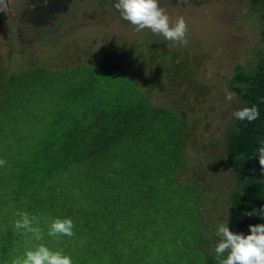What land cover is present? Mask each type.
Wrapping results in <instances>:
<instances>
[{"label": "rangeland", "instance_id": "1", "mask_svg": "<svg viewBox=\"0 0 264 264\" xmlns=\"http://www.w3.org/2000/svg\"><path fill=\"white\" fill-rule=\"evenodd\" d=\"M116 2L48 0L45 4L44 0H11L9 6L6 3V12H0V113L8 103L11 89L7 87L13 84L12 77H20L23 85L17 95L11 94L12 117H0V159L6 160L0 167V239L11 235L14 241L5 264H11L38 243L70 254L73 264H109L116 254H122L124 261H133L145 251L139 256L147 258L148 264H175L172 253L177 251L174 255L178 260L182 258L183 264H201L204 260V254L192 248L193 234L201 223L196 215V195L192 193L173 196L170 187L165 191H144L136 181L129 196L120 197L119 215L113 212L109 220L92 209L99 204L102 208L114 198L102 194L101 202L92 203L90 199L95 197L82 196L91 195V191L78 188L89 183L82 174H63L65 177L39 186L41 192L35 203L29 198L16 199L19 175L33 147L49 130L52 117L63 108L71 90H76L86 72L96 67L101 73L111 72V93L119 92L126 82L119 76L126 80L139 76L143 90L155 105L182 110L189 123L180 137L187 162L177 178L182 184H198L203 194L199 206L205 246L215 249L220 223L228 221L230 230L233 227L232 195L239 182L222 164L221 154L228 132L235 126L232 113L246 104L230 84L238 66L246 71L256 68L264 52V4L252 10L246 0H159L172 21L185 18L188 44L184 46L147 28L136 31L115 8ZM136 49L140 52L137 55ZM41 68L53 75L51 81L34 79ZM118 71H122L120 75ZM226 90L235 94L232 101L225 100ZM151 151H144L141 162ZM146 162L155 168L153 161ZM162 164L159 163L161 167ZM116 180L124 188L130 181L126 175ZM198 185H193L194 189L199 190ZM52 191L57 197L49 196ZM54 198L59 204H52ZM62 203L74 212L66 213ZM17 210L39 219L43 240L17 234ZM86 213H92L90 219ZM57 217L72 219L74 236L47 235L51 221ZM103 232L113 234L114 238H108L113 246L106 248L101 239Z\"/></svg>", "mask_w": 264, "mask_h": 264}, {"label": "trees", "instance_id": "2", "mask_svg": "<svg viewBox=\"0 0 264 264\" xmlns=\"http://www.w3.org/2000/svg\"><path fill=\"white\" fill-rule=\"evenodd\" d=\"M246 1L252 10L264 4V0ZM262 18L264 21V11ZM135 51L136 55L140 53L137 49ZM121 72L118 71V74ZM110 73H101L99 67H96L91 72H86V78L78 82L76 90H71L63 108L52 117L49 130L41 134L40 143L33 147L31 155L27 157L19 175L16 199L23 201L29 198L35 203L40 196V187L46 183L71 173L73 176L82 174L89 183L78 187L79 190L91 191V195L81 193L82 196L95 197L90 199L92 203L101 202L102 194L114 198L106 205L103 204L102 208L99 204L92 209L95 212L100 211L98 214L104 220H109L111 215H114L113 212L119 215L117 211L121 208L118 202L120 197L129 196L130 189L136 184L137 187L150 192L165 191L170 187L171 192L175 193L173 196L185 197L192 193L196 195L194 197L195 207H198L196 215L201 221L197 232L193 234L192 248L204 254L201 264H219L215 251L208 249L204 243L207 240L202 229L199 204L203 194L199 185L190 181H183L182 184L177 178V173L187 162L186 148L180 139L189 125L185 121L184 113L179 109L171 110L155 105L147 96L149 94L144 91V86L137 75L136 79L129 77L127 80L119 76L120 81L126 82L121 84L119 92L111 93L114 83L111 82ZM35 75V80L44 77L51 81L53 78V75L42 68L36 71ZM20 79L12 77L10 83L13 84L6 86L11 90H8L10 96L6 100L8 103L5 111L0 113V117L4 119L12 117L9 100L23 88ZM230 87L246 106L257 105L260 113L259 118L251 123L235 119V126L228 132L225 151L221 154L222 164L234 173L239 182V188L232 195L231 213L234 224L231 230L247 235L250 234V225L264 223V171L261 169L257 154L261 141H264V52L256 68L246 71L241 66L237 67ZM101 88L102 91H98ZM13 92L15 93L11 95ZM148 149L152 151L146 160L141 162L144 151ZM148 159L155 163L154 169L147 166ZM160 162L163 163L162 167L159 165ZM76 171L78 173H75ZM124 175L130 179L126 188L123 183H115L117 177ZM193 185H198L199 190L194 189ZM158 194L160 192L156 195ZM49 196L57 197L55 191ZM51 202L59 204L55 198ZM60 205L66 213L74 212L64 203ZM125 210L127 211V208ZM253 210H257V213L247 215ZM91 214L86 213L87 219L91 218ZM113 230L115 231L114 228ZM156 230V233L161 234L160 229ZM109 236L114 238L113 234L108 232H103L101 236L106 242V248L108 245L113 246V243L108 241ZM12 240L11 235H3V239H0V264H5L8 251L13 250ZM185 246L188 247L187 241ZM177 247L182 251L179 246ZM144 253L146 251L139 252L133 261L132 259L124 261L122 254H116L110 258L109 264H148L147 258L139 256ZM174 254L172 253L175 264H183L180 261L182 258L178 260Z\"/></svg>", "mask_w": 264, "mask_h": 264}, {"label": "clouds", "instance_id": "3", "mask_svg": "<svg viewBox=\"0 0 264 264\" xmlns=\"http://www.w3.org/2000/svg\"><path fill=\"white\" fill-rule=\"evenodd\" d=\"M48 0H44L47 4ZM179 3H187V0H179ZM115 8L122 18L135 26L136 31L150 29L154 34H160L167 41H175L186 46L188 40L186 34L188 25L183 16L172 21L167 11L160 6L159 0H117ZM0 12H6V0H0ZM235 94L226 90L225 100L232 101ZM257 105L245 106L235 110L232 116L240 121L249 123L259 118ZM257 154L259 164L264 171V141H261ZM6 164L5 159H0V167ZM257 210L248 212L251 216ZM19 217L14 222L17 234L31 237L36 241L43 240L44 232L39 227V219L30 215L27 211L17 210L14 213ZM250 234L237 233L230 230L228 221L220 223L216 230L219 241L215 246V257L219 264H264V223L249 226ZM74 223L71 218H55L51 221L47 235L51 237H72ZM226 255V258L225 257ZM11 264H73L70 254L63 250H52L44 243H38L28 248L22 256H17Z\"/></svg>", "mask_w": 264, "mask_h": 264}, {"label": "flooded vegetation", "instance_id": "4", "mask_svg": "<svg viewBox=\"0 0 264 264\" xmlns=\"http://www.w3.org/2000/svg\"><path fill=\"white\" fill-rule=\"evenodd\" d=\"M10 1H11V0H6V3L8 4V6H9V4H10V3H9Z\"/></svg>", "mask_w": 264, "mask_h": 264}]
</instances>
